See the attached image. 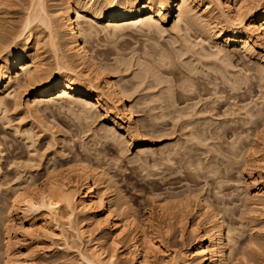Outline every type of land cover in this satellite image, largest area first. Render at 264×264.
Masks as SVG:
<instances>
[{"label": "bare ground", "instance_id": "bare-ground-1", "mask_svg": "<svg viewBox=\"0 0 264 264\" xmlns=\"http://www.w3.org/2000/svg\"><path fill=\"white\" fill-rule=\"evenodd\" d=\"M8 2L12 0H0L1 263L36 264L39 259L33 249L41 246L42 237L59 236L67 250H75L82 264H122V260H126L127 264H148L156 256H160L165 264H237L232 253L235 229L226 221L233 208L226 207L221 202V205L219 203L214 206L204 196V201L195 205L197 211L188 202L178 200L172 207L176 212L168 213L169 208L164 205L159 208L163 215L166 213L167 218L149 209L141 219L136 209L122 195L114 176L102 163L106 156L108 161V155L107 152L103 153L102 148L105 147L100 145L116 146L121 154L128 144H139L141 151L146 150L149 143L144 138L152 131L145 130L141 135L143 119L137 113L147 110L149 128H158L156 126H161L166 118L171 119L175 125L183 121V130H189L185 136L191 142L194 141L192 146L196 143L197 147H204L203 153L208 154L222 150L221 143L220 147L217 140L223 137L220 130L222 128L223 132L227 125L217 128L214 126V131L201 125L202 128L194 129L195 123L203 117L211 118L206 119V123L202 122V125L218 123L212 120L218 117H213L214 109L211 110L208 106L204 109V104L200 107L204 96L197 97L195 94L198 90L195 77L202 76L206 80L207 88L211 86L208 89L211 94L213 91V94H217L219 83L232 93L244 90L247 86L249 88L252 80L263 84L264 0H21L22 10L17 24L6 23L12 21L4 8ZM169 19L173 21V25L171 30H166L164 23ZM98 27L106 31V38L111 41L103 46L111 47V50H95L96 47L99 48L94 43L96 36L98 37ZM129 28L145 38L144 42L138 47L118 46L120 33ZM156 36L167 39L170 47L160 43ZM193 37L195 40H192ZM139 43L136 40L135 46ZM230 50H239L245 56L258 60L260 68H255L252 73L253 67H246L245 63L241 64L244 66L240 69L238 59V63L233 60L234 55H230ZM112 56L115 58H110ZM248 72L252 74L249 76ZM129 78L134 81L124 84ZM203 88L206 91V87ZM191 93L195 94L194 100H197L190 97L193 103H188L191 100L185 101L187 104L180 106L178 94L184 95L186 100L185 94ZM259 104L253 98L238 110L243 112L242 116L245 115L249 123L256 120L260 122V129L259 125L255 126L257 129L252 133L253 135L258 130L256 135L252 136L250 132V135L248 132L238 134L243 135L241 138L244 137L248 144L244 143L246 140L238 138L239 129L232 130V136L237 132L238 141H243L242 148L246 144V150H243L248 152L250 149L253 152L247 156L249 159L246 158V152L237 154L242 149L240 141L235 140L237 138H234L235 142L233 138H228L231 144L227 142L230 144L227 153L238 158L241 156L240 162L248 166L251 159L250 164L255 166L253 168L257 173L254 176L247 171L241 179L233 182L236 189L243 190L239 195L242 196L241 202L245 208L240 213L242 216L264 208V163L254 160L256 149L264 146V106ZM43 105L46 107L42 109ZM14 107L21 110L22 122L26 115L35 121L44 118V111L55 107L58 114L66 116L72 123L69 126L75 130L73 137L81 136V153L73 151L75 144L71 145L73 160L66 154L71 162L65 161L67 158L60 148L64 144L70 145L73 138L68 141L63 137L62 129L51 124L52 128L59 130L52 132L50 126L48 129L44 125L45 128L37 120L40 127L44 128L41 131H49L46 139L48 148H57V151L44 161V156L36 157L38 140L35 138L38 133L35 131L37 126L35 128L33 125L35 121L13 124L9 113ZM99 118L103 122L93 127ZM247 122L243 120V128ZM252 123L249 125L254 126L255 123ZM4 128L11 130L21 141L18 145L28 150V158L24 162L17 161L18 157L14 155L17 147L12 149L14 144L7 140L9 133L4 132ZM163 130L165 131L163 128L161 132ZM85 135H89L88 138L93 143L83 140ZM210 139L217 142L211 145L208 143ZM223 150L216 154L225 152V156L227 149ZM148 151L151 155L155 154L153 150ZM171 155L172 153H168L163 160L170 163ZM229 156L227 159H231ZM199 161L194 163L196 167L193 169L197 168L198 172L201 168L198 169L197 166L202 165ZM157 162L155 160L154 168L159 165H156ZM143 164L148 166L146 161ZM212 166L213 164L208 168L211 169ZM203 167L205 169L206 166ZM23 168L28 171L23 172ZM208 172L206 171V175H211ZM219 173L215 174L221 175ZM219 182L217 184L220 185L223 181ZM188 191L190 197H198V191ZM154 192L153 196L159 197ZM167 194L169 196L164 201L182 197L178 192ZM80 214L84 216L83 222L86 224L76 222ZM185 216L192 217V224L188 223ZM165 218L178 220L182 237L190 235L191 240L188 243L184 240L182 251L170 253L168 239H164V236L168 232L170 239L172 225L167 224L170 229L165 230V225L162 226L165 221L160 220ZM252 228L256 226L253 224ZM260 229L263 234L264 227L261 226ZM68 231H73V234L69 235ZM253 235L249 243L259 245ZM125 241L129 243L128 254H120L119 246ZM57 261L55 259L53 264L60 263ZM67 263L65 261L62 264ZM69 264L75 263L69 261Z\"/></svg>", "mask_w": 264, "mask_h": 264}, {"label": "rangeland", "instance_id": "rangeland-1", "mask_svg": "<svg viewBox=\"0 0 264 264\" xmlns=\"http://www.w3.org/2000/svg\"><path fill=\"white\" fill-rule=\"evenodd\" d=\"M12 2L15 4H13ZM12 2L6 3L5 4L6 6L4 7L5 9H7V12L10 14V18L12 19V21L6 20L7 24H17V22L20 18V15H21V10H22V7L20 5L21 0H12ZM6 17L8 18V16H6ZM164 25H165L166 30H171L170 28H172L173 21L171 19L166 20ZM98 29H99V33L97 32L98 37L96 36L97 42H96V40L94 42L97 44L96 45L94 44V45L99 46V48L96 47L95 50H97V49L98 50L99 49L100 50H111V47L107 48V46H103V45L110 44V41H111L108 38H106L107 37L106 31H103L102 27H98ZM132 29L129 28V30L126 29V30L122 31V33H120L123 36L119 35V39L117 41L118 46H122V47L126 48L129 45H132L133 47H138L141 43L144 42L145 38H143L140 34L134 32V29L133 30ZM192 35H193V33H192ZM156 38H159L158 40L160 43L170 47V45L167 44V39H164V38L161 39L158 36H156ZM136 40H138L140 43L135 46ZM192 40H195V38L193 37ZM99 44H101L102 46L100 47ZM125 53H127V52H125ZM230 55H232V56L234 55L233 56L234 61H236L237 63L239 61L238 64L240 66V69L244 66V65L242 66L241 64H245V63H246L245 65H247L246 67H248V66H250L249 68L253 67L252 68L253 70L251 71L252 73L255 71L254 70L255 68L256 69L260 68L259 67L260 62L258 60L245 56L239 50H230ZM240 57H241V59L242 58L243 59L239 60ZM110 58L114 59L115 56H112ZM237 59H238V61H237ZM112 61L114 62V60H112ZM240 62H242V63H240ZM239 66H237V67H239ZM237 69H239V68H237ZM251 72L250 73L248 72V75L249 74L251 75L252 74ZM212 75L211 76L213 78L214 74L212 73ZM211 76H209V78H211ZM205 78H208V77H205ZM200 79H201V81H200ZM195 80L197 83L198 90L195 91L196 93L195 92H193V93H195L197 97L198 96L202 97V95L204 96V97H202L203 102L201 101L200 107L203 106V104H204L205 105L204 109H206L207 106L210 107L211 110L214 109L213 110L214 113H212L213 111H211V113L213 115L215 114L213 116L214 118L216 115H218V117L216 116V118L212 119V120L217 121L218 125L216 124V122L215 123L211 122L212 124L207 123L206 125L205 124L202 125V122L206 123L205 122V121H207L206 119L209 118V117L208 118L203 117L204 119L203 118L198 119L199 122L197 121L195 123L196 128L194 126V129L202 128L204 126L207 129H209L210 131H212V130L214 131V130H216L215 128H217L221 125H227V126H224L223 132H222V128L220 130L221 131L220 133H222L221 136L224 137V139H223V137L220 138L221 140H223L222 142H224L223 145H222V142L220 139H218V140L216 139L218 141V142L217 141L216 142L219 144V146L221 143L222 147L221 146L220 147L222 148V150L224 148L227 149V150L226 149L223 150V151L226 150L225 156H224L225 152H222L223 154H221V155L220 154L217 155L218 153H221L222 150H220V151L217 150L216 151V152H218L217 154H216V152L215 153L213 152L214 154H210L211 152L208 154V153H203L205 150L204 147H202V148L197 147L198 145L196 143H194V146H192L194 141L191 142L190 141L191 139H187L188 137L185 136V134L187 135L189 130L188 131H186L185 129L183 130V128H182L183 121L182 122L180 121L179 122L180 124L175 125L176 123L174 124L171 121V119L169 120L166 118V120L161 123V126H160V124L156 126V127L159 126L158 128H155V129H152L151 127L149 128L147 126L148 125V122H147L148 119L147 118H149V115H148L149 112H147V110H146V112L144 111L143 113H137V116H140L143 119V121H142L143 129L141 128V135L144 134L145 130L150 131V129H151V131H152L150 134L151 136L150 135L147 136V138H144V140H148L149 146L152 147L150 149V147L148 146L147 149L155 151V154L151 155L147 149L144 150L145 151V153H144V151L140 150L139 144H133V145L128 144V146H126V150L122 154H121V152L118 153L119 150L116 146L111 145L109 147L110 144H106L104 146L99 144L100 146L107 148L105 150V148L101 147L103 149V153L106 154V152H107V155H108V161H107L106 160L107 156H106V159L103 158L105 156L102 153L103 157H101V159L103 158L107 161L106 163H104L105 160L103 161V159H102V163L108 169L110 174L114 176V179L118 183L117 185L119 186V189L122 191V195H124V197L127 199L129 204H131L132 208L136 209L135 211L138 212V215L140 216L141 219L144 217L143 215H145V212L149 209H153L156 211L157 215H161V217L162 216L165 217L166 213L164 214L165 215L164 216L159 210V208L162 205L167 206L169 208V210L167 211L168 213L176 212V210L173 209L172 207H173L174 203L177 202L178 200L179 201L183 200L184 202L180 201L183 203L188 202V205H190V207L195 210L196 209L195 208L196 203H198L199 201H204L203 200L204 196L208 197L210 199V201L214 204V206H215V204H219L221 202L224 205L226 204L227 205V206L225 205L226 207L233 208L231 210L232 211L234 210V212L232 213V211H231L230 213H228V217H226L227 218L226 221L230 226H232V228L235 229V232L233 233L235 242H234V245L232 246V248H233L232 253H233L234 258L236 259L237 264H264V233L262 234V232H261L262 230L260 229L261 226L264 227L263 226L264 225V208L257 209L255 213L253 212V213L247 214V215H246V213H244L243 214L244 216H242L240 213H241V211L244 212L243 210L245 208H243V203L241 202L242 196L239 197V195H241L243 193L242 192L243 190H242V188H240L241 190L236 189L237 186L234 185L235 183H233L234 180L241 179V176L245 175L247 173V171L249 173L252 172V174L254 176H257V173H255V170H254L255 168H253L255 166H253V164L252 165L250 164L251 159H250L249 166H248L244 162H240L241 156H240V158H238L237 156L235 157V156L231 155L229 152L227 153V151L230 149L228 147L231 144V142H230V140H228V138L229 139L233 138V140H234V138H237V136H236L237 132H238L237 135L242 133V132H244V133L248 132L247 133L248 135H250V134L252 135L254 129H257L255 126H258L260 124L259 120L258 121L256 120V122H253V123L252 122L249 123L248 118L245 117V115H244V117L242 116L243 112L241 111L242 113H240V111L238 112V110L243 104L251 101V99H253V98L255 101L257 100L258 104L261 102L262 106H264V104H263L264 103V100H263L264 99V87H262V86H264L263 85L264 82L262 84L258 81L256 82L255 80H252L251 81L252 84L250 82L251 85H249V88L247 86V88H244V90L242 89L241 91L234 92V93L228 91L227 88H225L224 86H222V84L219 83L218 88L216 90V91H218L217 94L216 93L213 94L214 91L211 94V91L208 90L209 87H211V86H209L207 88V86H206L207 82H205L206 80L204 78H202V76H199L198 78L196 76ZM130 81H134V80L132 78H129V80L125 81L124 84H127ZM260 85H261L262 89L260 88ZM203 87H206V91ZM198 91H199V93H198ZM197 93H198V95H197ZM195 94H193V95H192V93L191 94H185V96L187 98L186 100H185L184 95L180 96L178 94V96H177V100H179L178 103L180 104V106H184L185 104H187V102H185V101L191 100L188 103H191V102L193 103L194 101L197 100V99L194 100V98H196V96H194ZM181 97H183V98H181ZM25 101H26V99H25ZM262 101H263V103H262ZM261 104H259V105H261ZM43 106H41L42 109L46 107L45 105H43ZM50 108L46 109L44 111V115H43L44 118L37 119V120L43 126L44 125L46 127L48 126V129H49V126L51 124H52L51 126L55 125L56 128L62 129V132L64 131L63 137L66 138L68 141H69V139L73 138L72 139L73 142L70 145L64 144V146H62V148H60V149H63L62 151H64L63 153L65 154V156H66V154L67 155L69 154L68 158L73 160V158H72L74 155L73 151H77V152L81 153L80 152L81 148L79 146L81 144L82 138H81V136L78 138L73 137L75 135V133H74L75 130H72L73 128L72 129L70 128L72 123L70 124V121L66 118V116H64L62 114H58L55 107H50ZM210 108H209V110H210ZM170 109L172 110V108H170ZM170 109H168V110H170ZM202 109H203V107H202ZM232 110L235 111V114H234L235 116L232 114L233 113ZM20 111L21 110H19L16 107L11 109L9 116L12 119L13 124H17L19 122H22L21 121L22 113ZM229 112H231V113H229ZM238 113L241 116H237V115H239ZM225 114H227V115H225ZM230 114H232L231 115L232 117L230 116ZM23 117H24V115H23ZM25 118L29 119V117H27V115L24 117V119ZM53 118L55 120H53ZM210 118H209V120H210ZM242 118L244 121H246V120L248 121L246 124L247 128H246V126H245V128H243L244 125H243V120H241ZM26 119H25V121L22 122L23 124H28V123L35 121L32 118H30L31 120L30 119L26 120ZM238 119L240 121H237ZM37 120L33 124L34 127L37 126V128L35 127L36 128L35 131H37L36 134L38 133L37 134L38 136L36 135L37 137L35 138L36 140H38L37 141L38 143L36 144V148H37V152H36L37 156L36 157L42 158L41 156H44V159H43V161H44L46 157L51 158L52 157L51 155L53 154V152L57 148L56 149L54 148V150H52L53 148H51V149L48 148V143H47L48 141L46 139H48L47 136L49 135V133H48L49 131L47 133L45 131L44 132L41 131L44 128L42 129L40 127L41 125L37 122ZM40 120L41 121L43 120V122H41ZM102 120H101V118H99L97 120L98 123L95 124V126H93V127H96L99 123L103 122ZM221 121L223 123L227 122V124H223V123H221ZM229 122L232 124H230ZM37 123L39 125H37ZM145 123H146V125H145ZM198 123H200V124L198 125ZM251 123L252 124L255 123L254 126L249 125ZM228 124H229V126H228ZM200 125L202 127H200ZM210 125H211V127H210ZM214 126H215V128H214ZM231 126H232V128H231ZM26 127L30 128V126H26ZM209 127L212 129H210ZM225 127H227V128H225ZM161 128L162 129L164 128L166 132L164 130H163V132H161L162 131ZM4 129H5L4 132L7 131V133H9L7 140L14 144V148L12 147L13 144H11L12 149L14 150L17 147V150H14L15 151V154H14L15 157L19 158V159L17 158V161L23 160V162H24L26 160V158H28V150L25 149L24 146L18 145V143H21V141L18 140L17 136H14V134L12 133L11 130H9L7 128H4ZM51 129H52V132L53 131L54 132L59 131L58 129H55L52 127H51ZM53 129H55V130H53ZM70 129L73 132H71ZM157 129L160 131H158ZM238 129H239V131H237ZM246 129H248L249 131ZM258 129H260V125L258 126ZM67 130L69 131V133ZM232 130L237 131L235 133L236 137L232 136V134H234ZM249 132H250V134H249ZM258 132L259 131L257 130L256 132H254L255 134H253V135H256ZM208 133H210V132H208ZM226 133H227V135H226ZM223 134L226 135V137ZM88 136L85 135L83 137V140H86L87 142L91 141V138H88ZM238 136H240V135H238ZM241 136H243V135H241ZM241 136L238 138L241 140H246V139H243L244 137L241 138ZM79 138H81V139H79ZM238 138L235 140L238 141ZM250 139H253V137ZM235 140L233 142H235ZM241 140H239L240 141L239 146H241V148H242L241 143L243 141L241 142ZM210 141L208 143H210L211 145L216 143L214 140H213V142H214L213 143L212 139H210ZM227 142L228 143L230 142V144H228ZM91 143H93V142L91 141ZM244 143L248 144V141L246 140ZM244 143H243V145H244ZM71 145L75 146L74 147L75 149L72 148L73 151L71 149ZM99 145H98V148H99ZM246 147L247 146L245 144L244 148H242L241 150L239 149L240 153L238 151L237 154L242 155L243 153H241V151L246 152V151H244V150H246ZM47 148L50 150H48ZM96 148H97V146H96ZM101 148L99 150H102ZM111 148L113 151L111 150ZM114 150H115V152H114ZM110 151H112V152H110ZM169 151H171V152H169ZM54 153H56V152H54ZM168 153H172V155H171L172 160L170 163H167L166 161L163 160ZM246 153H247L246 158H247V156H250L253 154V152L250 149ZM227 154H228V156H229V154L231 155V156H229L231 159H227L228 158ZM185 156L188 158H186ZM255 157H254L255 158L254 160H258L260 163L261 162L264 163V146L256 149ZM65 158H67V156ZM68 158L65 161H70V160H68ZM109 158H111V159L109 160ZM130 158L132 159V161ZM185 158L187 159V161H185L186 160ZM112 159H113V161H112ZM247 159H249V157ZM155 160H156V162L158 161L156 163V165H158V164L159 165L154 168ZM188 160H190V161H188ZM142 161L143 162L146 161L148 166H145L146 164H143ZM198 161L200 164L202 163V165L197 166L198 169L201 168V170H199V172H198L197 168H196V170H193V169H195L194 167H196V164ZM181 162H183V163H181ZM186 163H189V164H186ZM194 163H196V164H194ZM212 164H213L212 168L209 169ZM203 165L206 166L205 169H204ZM151 166H153V167H151ZM251 166H252V168H251ZM188 167H189V170H187ZM216 168H218L217 171H216ZM23 170H24V168H23ZM178 170H180V171H178ZM5 171L6 170H4V172ZM25 171L27 172L28 169L26 170V168H25V170L23 172H25ZM206 171L207 172L209 171L208 173L211 175H206ZM211 171H213V172H211ZM6 172H8V171H6ZM11 172L12 171H9V173L11 175H14V173L12 172L13 173L12 174ZM196 172H197V175H196ZM202 172H203V174H202ZM218 172H220L221 175L215 174ZM222 172H224V173L222 174ZM178 173H180V174H178ZM213 174H215V175H213ZM39 175H41V174H39ZM216 175L218 178L216 177ZM199 176H200V178H199ZM38 178H40V177H38ZM179 180H181V181L179 182ZM217 181H220L219 183H221V181H223L222 184H220L221 186L219 184H217ZM241 187H242V185H241ZM168 188H169V190H168ZM188 190L198 191V192H196L197 194L199 193L198 197L197 198H193L192 196L190 197L187 194V193H189ZM3 191L5 192V189ZM154 191H156V193ZM202 191H203V193H202ZM9 192H8V194H9ZM153 192L155 193V195L159 194V197L153 196ZM165 192H166V194H165ZM168 192H176V193L178 192L182 197H180L179 199H171V200L168 199L167 201H164L163 199L165 197L169 196V194H167ZM218 193H220V194L218 195ZM221 203H220V205H221ZM196 211H197V209H196ZM166 218H167V216H166ZM166 218L160 219V220L165 221L166 224L164 222H162V224H163L162 226L165 225V230H166V228L170 229V226L168 227V225H172L171 226L172 229L170 231V232H172L171 234L173 235L172 236L170 234V236L172 237V241H170L171 237L169 239V237L167 235V233H168L167 231H166L167 233L165 234V236L166 235L167 236H166V238L164 236V239H166V240L168 239L167 241H168V245L170 247V253L173 254L176 251L177 252L182 251L183 247H184L183 246L184 240H185V242L187 241L186 243H188V241L191 240L190 239L191 237H190V235H185L184 237H182V228L179 226L177 219H169V218L166 219ZM184 218H187L188 223L192 224L193 219L191 216H185ZM83 220H84V216L82 214H80V215H78L76 222L81 223V224L85 223V222H83ZM253 224H254V226H256V228H254V229L252 228ZM75 227H76V225H75ZM91 230H94V229H91ZM72 232L73 231L69 232L68 234L71 235V234H73ZM252 235L257 238V239L255 238V239L257 242H259V245H251L249 243V240H250ZM167 241H165L166 244H167ZM84 243H86L85 246H87V240H85ZM40 245H41L40 247L38 246L39 248L35 247L33 249L36 252L37 258L39 259V260H37L36 264H53V261L55 259L58 260L57 262H60L58 264H62L65 261H68L67 264H69V261L74 262L75 264H82L81 261L79 260L78 256H77L75 250L74 249L67 250L68 248H66V245H64V241L62 239H60L59 236L53 237V238L42 237ZM128 246H129V243H127L126 241L123 242L119 246V248H120L119 253L120 254H122V253L128 254V250H129ZM52 259H54V260H52ZM1 262H2V260H0V263ZM121 263L127 264V261L122 260ZM147 263L148 264H165L160 256H158V257L156 256L153 259L151 258V260ZM55 264H57V263H55Z\"/></svg>", "mask_w": 264, "mask_h": 264}]
</instances>
